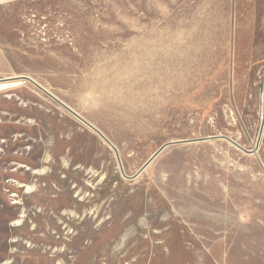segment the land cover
<instances>
[{
    "label": "rangeland",
    "instance_id": "1",
    "mask_svg": "<svg viewBox=\"0 0 264 264\" xmlns=\"http://www.w3.org/2000/svg\"><path fill=\"white\" fill-rule=\"evenodd\" d=\"M0 264H264V0H0Z\"/></svg>",
    "mask_w": 264,
    "mask_h": 264
},
{
    "label": "water",
    "instance_id": "2",
    "mask_svg": "<svg viewBox=\"0 0 264 264\" xmlns=\"http://www.w3.org/2000/svg\"><path fill=\"white\" fill-rule=\"evenodd\" d=\"M12 80H18V81H28L31 82L32 84H34L36 87H38L40 90H42L44 93H46L50 98L54 99L56 102H58V104H60L63 108H65L67 111H69L70 113H72L74 116H76L77 118H79L82 122H84L87 126H89L90 128H92L97 134H99V136L102 137V139L105 140L106 143H108L110 145V147H112V149L115 151L118 160H120V154L119 151L117 150V148L110 142V140H108V138L102 133L100 132L96 127H94L92 124H90L89 122H87L85 119H83L80 115H78L76 112H74L72 109H70L67 105H65L64 103H62L61 101H59L54 95H52L50 92H48L45 88H43L42 86H40L38 83H36L34 80H32L29 77H18V78H13ZM209 139H198V140H192V141H187L188 143H192V142H201V141H206ZM179 143H183V142H171L168 143L164 146H162L155 154L154 156L138 171V173L132 177H128L126 176L124 169L121 165L120 162V167H121V171L122 174L124 176H126L127 178H129L130 180H134L136 179L167 147L172 146V145H176ZM246 151V150H245ZM248 152V151H246ZM249 153V152H248Z\"/></svg>",
    "mask_w": 264,
    "mask_h": 264
},
{
    "label": "bare ground",
    "instance_id": "3",
    "mask_svg": "<svg viewBox=\"0 0 264 264\" xmlns=\"http://www.w3.org/2000/svg\"><path fill=\"white\" fill-rule=\"evenodd\" d=\"M2 87H7L6 85H3Z\"/></svg>",
    "mask_w": 264,
    "mask_h": 264
}]
</instances>
